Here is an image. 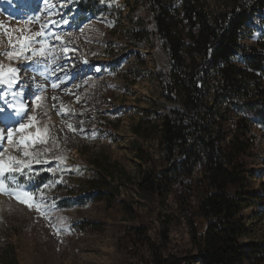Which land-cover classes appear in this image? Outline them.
Returning a JSON list of instances; mask_svg holds the SVG:
<instances>
[{
    "label": "rangeland",
    "instance_id": "1",
    "mask_svg": "<svg viewBox=\"0 0 264 264\" xmlns=\"http://www.w3.org/2000/svg\"><path fill=\"white\" fill-rule=\"evenodd\" d=\"M127 2L135 9L132 14ZM263 20L264 13L242 30L244 47L261 36ZM132 31L154 32L147 0H0V160L19 169L7 173L5 183L31 193L28 203L34 205L0 194V258L11 245L19 264H154L153 250L178 264H199L188 224L191 218L203 224L197 213L202 191L198 171L164 200L121 186L119 199L131 214L117 204L107 209L100 198L82 193L83 180L93 174L90 162L98 155L137 178L131 126L154 101L161 103L153 74L166 68L167 54L155 35L135 48ZM237 62L242 65L243 59L239 56ZM79 75L91 80L80 81ZM84 93L86 102L81 101ZM90 106L91 114L79 112ZM13 116L24 128L15 131L7 124ZM32 129L26 147L17 143V133ZM254 129L260 135V128ZM147 145L160 168L157 143ZM255 152L249 168L257 188L264 182L262 139ZM163 220L168 223L166 239ZM143 223L146 234L136 233Z\"/></svg>",
    "mask_w": 264,
    "mask_h": 264
},
{
    "label": "trees",
    "instance_id": "2",
    "mask_svg": "<svg viewBox=\"0 0 264 264\" xmlns=\"http://www.w3.org/2000/svg\"><path fill=\"white\" fill-rule=\"evenodd\" d=\"M127 3L132 14L135 9ZM147 3L154 32L132 31L133 46L139 49L155 35L168 58L166 68L153 74L161 103L154 101L131 126L138 176L134 179L117 162L98 155L90 162L93 174L83 180L82 193L100 198L107 209L117 204L131 214L119 199L121 186L164 200L198 171L197 213L203 224L188 220L198 263L264 264V182L254 188L249 168L258 141H264V30L254 45L241 44L242 30L264 13V0ZM149 142L157 143L160 168ZM143 224L134 231L145 235L148 225ZM162 225L166 239L168 223ZM152 253L154 264H178L160 250ZM0 264H19L11 245Z\"/></svg>",
    "mask_w": 264,
    "mask_h": 264
},
{
    "label": "snow or ice",
    "instance_id": "3",
    "mask_svg": "<svg viewBox=\"0 0 264 264\" xmlns=\"http://www.w3.org/2000/svg\"><path fill=\"white\" fill-rule=\"evenodd\" d=\"M36 35L39 36V35H41V33L38 32V33H36ZM20 39L28 40L29 38L28 37H18V40H20ZM8 56L12 57L13 52H9ZM0 67H2V66H0ZM11 71L14 72L15 70H11ZM9 86H11V81H9ZM37 99H39V97H37ZM53 99H55V98H53ZM0 111H2V110H0ZM57 114H60V112L58 111ZM20 127L22 129L24 127V125L21 124ZM67 127L69 130L77 131V129H73V126L71 124H68ZM7 135H8L9 141H11L12 132L8 131ZM38 135H39V132H38ZM41 142H44V141H41ZM21 144L25 147L27 146L24 141H21ZM24 155H28V153H24ZM16 163L20 164V163H22V161H16ZM18 170L19 169H17V168L10 167L3 160H0V194H7L9 196H14L19 202L25 203L28 205L29 208H32L34 205L31 203H28L29 200L33 199V195L31 193H29V192H18L17 190L12 189L10 187V185L5 183V181L8 180L7 173H12V172H15ZM21 197H28V200L21 199ZM35 207H36L37 211H40V208L38 205H35ZM41 214L44 215L43 212H41Z\"/></svg>",
    "mask_w": 264,
    "mask_h": 264
},
{
    "label": "bare ground",
    "instance_id": "4",
    "mask_svg": "<svg viewBox=\"0 0 264 264\" xmlns=\"http://www.w3.org/2000/svg\"><path fill=\"white\" fill-rule=\"evenodd\" d=\"M5 0H2V2H4ZM41 12V11H40ZM101 33H98V35H97V38H98V41H99V46H98V49H99V52H101V51H103V44H102V39H101ZM104 42V41H103ZM101 56V55H100ZM63 72H64V70H63ZM62 72V73H63ZM56 78H59L58 77V73L56 72L55 73V75H54ZM80 76V75H79ZM80 78H83V79H81L80 81H83L84 80V78H86L85 79V82L86 81H90L91 80V78H89V77H86V76H80ZM63 79V78H62ZM61 79V80H62ZM65 82V81H64ZM63 82V83H64ZM77 83L79 82V81H76ZM84 84V83H83ZM82 86V85H81ZM26 88L28 87V85H26L25 86ZM25 87H24V91H26L27 89H25ZM89 92H93V91H90V89H89ZM25 95V94H24ZM90 95H91V93H90ZM89 97V96H88ZM90 98V97H89ZM81 101H83V102H86L87 101V93H84L82 96H81ZM92 108L93 109H97V105L96 104H93L92 105ZM92 108H91V106L90 107H87V108H82L79 112L80 113H83V114H91L90 112H91V110H92ZM93 111H95V110H93ZM92 111V112H93ZM60 112V114H58V115H62V110L61 111H59ZM97 112H98V110H97ZM7 124L12 128V129H15V131L16 130H20L21 129V127H20V125L22 124V123H19L18 122V120H16V118L13 116L12 117V119H10L8 122H7ZM14 125H15V127H14ZM47 127V126H46ZM86 127V126H85ZM10 128V130H12ZM24 128V127H23ZM46 129V128H45ZM35 129H32V130H28V131H26V133H17V135H16V137H14L15 139H17V143H21V141H24V142H26V140L27 139H29V137H30V135L32 134V131H34ZM26 158V157H25Z\"/></svg>",
    "mask_w": 264,
    "mask_h": 264
}]
</instances>
